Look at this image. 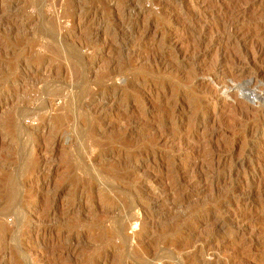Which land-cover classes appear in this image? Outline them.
Listing matches in <instances>:
<instances>
[{"label":"rangeland","instance_id":"1","mask_svg":"<svg viewBox=\"0 0 264 264\" xmlns=\"http://www.w3.org/2000/svg\"><path fill=\"white\" fill-rule=\"evenodd\" d=\"M0 264H264V0H0Z\"/></svg>","mask_w":264,"mask_h":264},{"label":"bare ground","instance_id":"2","mask_svg":"<svg viewBox=\"0 0 264 264\" xmlns=\"http://www.w3.org/2000/svg\"><path fill=\"white\" fill-rule=\"evenodd\" d=\"M237 38H238V37H237ZM237 41H238V40H237ZM239 41H240V40H239ZM259 45H260V44H259ZM260 48H261V47H260ZM260 48H259V49H260ZM257 50H258V49H257ZM260 50H261V49H260ZM258 51H259V50H258ZM234 56H235V55H234ZM238 60H239V59H238ZM220 73H221V72H220Z\"/></svg>","mask_w":264,"mask_h":264}]
</instances>
